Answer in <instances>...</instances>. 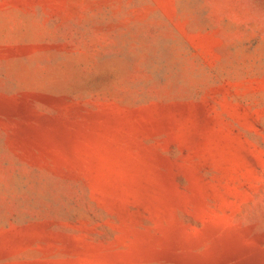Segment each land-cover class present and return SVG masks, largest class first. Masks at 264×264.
I'll return each mask as SVG.
<instances>
[{
  "label": "rangeland",
  "instance_id": "1",
  "mask_svg": "<svg viewBox=\"0 0 264 264\" xmlns=\"http://www.w3.org/2000/svg\"><path fill=\"white\" fill-rule=\"evenodd\" d=\"M0 264H264V0H0Z\"/></svg>",
  "mask_w": 264,
  "mask_h": 264
}]
</instances>
